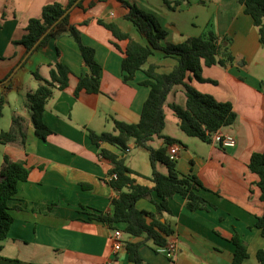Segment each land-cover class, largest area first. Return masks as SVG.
Instances as JSON below:
<instances>
[{"label": "crops", "instance_id": "1", "mask_svg": "<svg viewBox=\"0 0 264 264\" xmlns=\"http://www.w3.org/2000/svg\"><path fill=\"white\" fill-rule=\"evenodd\" d=\"M55 1L67 4L70 0H0V80L11 74L13 89L8 96L22 89V81L15 83L14 79L23 68L49 78V64L60 61L73 72L69 87L56 90L45 107L44 121L54 132L46 140L35 133L27 100L22 108L14 109L13 116L23 118L26 143L19 138L0 146V179L5 156L24 162L30 176L19 182L17 194L9 201L14 221L8 237L0 240V264H135L125 248L128 240L140 243V256L148 264H233L232 239L236 235L248 244L249 257L242 264H259L257 252L264 249V236L256 223L264 213V203L259 177L251 172L249 163L254 153L264 151V78L238 65L203 67V77L216 83L194 80L191 84L218 101L232 103L238 115L237 122L222 128L211 142L186 135L172 110L165 108L163 134L177 139L181 146L177 170L181 175L193 174L199 179L202 184L199 194L210 206L208 210L191 211L181 195L169 199L172 213L164 212L163 220L174 231L176 251L173 258H168L147 240L146 234L131 238L124 231L125 223L110 226L99 219L100 215L112 213V200L119 197L108 182L112 166L101 158L100 150L119 153V149L108 143L94 145L86 131L88 128L98 134L112 132L114 120L138 123L150 94V87L142 84L147 80L144 70L138 71L133 80L124 81V55L112 45V33L99 25L98 20L115 22L135 40L143 44L146 41L124 18L126 12L118 11L119 3L115 0L97 3L92 8H89L92 0H86V11L74 6L72 21L80 29L83 43L95 49L96 60L102 67L101 93L83 91L75 97L78 78L89 70L73 38L51 40L47 47L35 51L26 64V49L14 44L24 36L28 21L41 17L44 6ZM130 1L157 16L169 33L168 43L178 44L202 36L211 26L219 37L232 39V53L237 60L246 61V65L250 66L264 48L258 28L239 0H205V4L201 0H188L190 5L184 0L176 10H170L164 0ZM83 21L88 23L82 24ZM150 63L158 67L159 73H169L176 60L157 52ZM37 87L38 82L31 91ZM180 96L186 97L183 88L175 87L167 103L179 104ZM185 104L186 99L181 106ZM167 110L172 112L171 117ZM1 130L4 129L0 126ZM225 133L236 139L234 147L222 145L219 135ZM152 146L160 148L163 141L156 139ZM124 158L133 170L131 177L136 184L155 186L146 149L132 141ZM157 168L168 174L163 164ZM157 202L160 198L154 192L150 198L139 200L137 208L155 213ZM118 230L122 232L124 247L115 252L113 235Z\"/></svg>", "mask_w": 264, "mask_h": 264}, {"label": "trees", "instance_id": "2", "mask_svg": "<svg viewBox=\"0 0 264 264\" xmlns=\"http://www.w3.org/2000/svg\"><path fill=\"white\" fill-rule=\"evenodd\" d=\"M86 0H70L67 4L55 1L44 6L41 17L31 18L25 28L24 36L14 41L26 49L28 61L37 50L45 48L53 39L69 36L78 44L83 61L88 68V73L78 78L75 89V97L85 91L89 94L101 93L102 67L97 62L93 47L87 46L82 41L80 29L72 21V11L65 13L75 5L84 9ZM106 0H92L89 8ZM124 9V18L130 21L137 29L139 35L146 41L143 44L135 40L129 33L123 31L115 22L98 20V24L109 30L113 37L112 45L124 57L122 70L124 81L133 80L138 71L144 70L147 80L142 84L150 87V94L144 104L140 121L128 123L114 120L112 132L96 133L86 129L91 142L100 147L108 143L119 149V153L107 149L100 150L103 160L110 163L109 184L119 193V197L112 200L113 210L110 215H100L99 219L110 226L125 223V233L131 238L141 237L146 234L147 240L152 241L156 248L163 249L168 245L169 238L174 234L167 221L163 220V213H172L169 207V199L181 195L187 202L191 211L208 210V201L199 194L202 184L193 175H181L176 167V161L169 156V147L180 143L177 139L165 136L163 131L166 125L165 108L169 107L177 121L179 128L188 136L198 138L205 142H211L212 137L224 127H229L237 122L238 115L230 102L218 101L213 95L198 91L191 83L198 82L216 83L203 77V67L233 66L243 68L244 60H237L231 51L232 39L228 36L219 37L213 30H208L202 36L192 37L178 44L166 42L168 31L153 13L147 12L130 0H115ZM187 4L190 1L185 0ZM184 0H164L170 10H176ZM205 4V0H201ZM258 28L259 40L264 47V0H239ZM6 15H2L5 19ZM88 21H83L86 24ZM2 23H0V29ZM124 43V45H120ZM157 52H162L166 57L176 60V64L169 73H159L155 64H149L150 58ZM23 64V65H24ZM149 64L148 68L144 67ZM50 76L44 78L38 71L32 72L38 81V87L34 92L27 94V106L30 110V118L38 138L46 140L54 132L44 121L45 107L54 96L56 90L64 91L69 87L72 70L66 64L58 61L49 64ZM11 76V74H10ZM9 76V77H10ZM9 77L6 79L8 80ZM0 80V119L7 103V93L13 89L8 82ZM181 86L186 95V104L167 103L169 94L175 87ZM13 126L9 130L0 131V146L16 142L22 138L26 143L21 117H12ZM156 139L163 141V146L154 148L152 142ZM143 147L149 152V159L153 169L152 181L155 186L149 188L136 184L131 175L133 170L126 163L124 154L130 150V143ZM163 164L168 174L161 173L157 165ZM249 169L259 177L258 186L261 190V201L264 203V151L252 155ZM30 169L24 162L12 161L8 156L4 157L0 179V240L8 237L14 218L9 212V201L17 194L19 182L28 180ZM160 198L155 203L157 212L139 210L137 203L143 198H150L153 193ZM256 227L264 236V213L258 217ZM235 246L233 264H242L249 257L248 244L239 236L233 237ZM125 248L129 259L135 264H148L139 253L140 243L128 240ZM1 251V247H0ZM259 264H264V249L257 252Z\"/></svg>", "mask_w": 264, "mask_h": 264}, {"label": "rangeland", "instance_id": "3", "mask_svg": "<svg viewBox=\"0 0 264 264\" xmlns=\"http://www.w3.org/2000/svg\"><path fill=\"white\" fill-rule=\"evenodd\" d=\"M117 5L119 7L118 11L121 14L124 11L126 12V9L121 7L119 4H117ZM210 29H212L211 26H210ZM207 32L208 31H206L205 33H207ZM256 62L258 64H256ZM246 64H247V62H246ZM248 66L249 65H245L244 68H246V69L248 68L250 73H252L253 75H257V76L264 78V48L260 51V53L258 54L256 59L252 61L250 66L249 67ZM18 80L22 81V89L18 92L17 91L13 92V94H9V96H8L9 92L7 93L8 97H6V98H9V103L7 100V103H6L4 111H3V117L0 119V126L4 130H8V128H10V126L12 124V116H13L14 109L23 107V102L25 100H27V96L25 98V95L29 92H34L31 90L36 88V84L38 82L33 77L31 71H29V69H27V68H23L22 70H20L18 72L16 79H14L15 83H18ZM263 87H264V84H263ZM185 99H186L185 96H180L177 102L180 105H184ZM167 115L171 117L172 112L167 110Z\"/></svg>", "mask_w": 264, "mask_h": 264}, {"label": "built area", "instance_id": "4", "mask_svg": "<svg viewBox=\"0 0 264 264\" xmlns=\"http://www.w3.org/2000/svg\"><path fill=\"white\" fill-rule=\"evenodd\" d=\"M219 131L215 134L218 135ZM220 141L224 147H234L236 145V139L231 134H221L219 135ZM181 146L177 143L171 145L169 147V156L172 161H177L180 155ZM176 238L175 235H172L170 237V241L168 242V245L160 249L161 252H163L168 258H173L175 251H176ZM113 248L115 252H119L123 249L124 243L122 241V232L121 231H115L113 235Z\"/></svg>", "mask_w": 264, "mask_h": 264}, {"label": "water", "instance_id": "5", "mask_svg": "<svg viewBox=\"0 0 264 264\" xmlns=\"http://www.w3.org/2000/svg\"><path fill=\"white\" fill-rule=\"evenodd\" d=\"M74 6H75V5H74ZM74 6H73V7H74ZM73 7H71V8L65 13V15L68 14V13L72 10Z\"/></svg>", "mask_w": 264, "mask_h": 264}]
</instances>
